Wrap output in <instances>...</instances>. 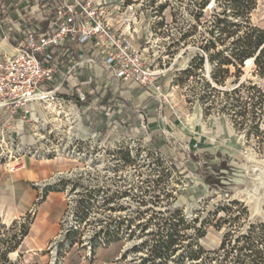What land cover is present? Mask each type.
Segmentation results:
<instances>
[{"label": "rangeland", "instance_id": "1", "mask_svg": "<svg viewBox=\"0 0 264 264\" xmlns=\"http://www.w3.org/2000/svg\"><path fill=\"white\" fill-rule=\"evenodd\" d=\"M157 1L164 6V0ZM203 1L169 0L165 13L172 10L174 31L186 29L192 45L208 47L212 58L194 60L175 83H163L159 100L145 90L136 98L106 82L96 104L108 112L97 107L83 118V136L96 131L97 140L123 143L133 158L111 171L99 161L96 172L84 160H37L53 170L33 183L37 196L22 216L0 220V253L18 241L21 225L28 231L46 199L62 209L61 217L53 238L19 242L9 255L13 264H192L188 252L200 246L201 264H220L227 253L231 264L235 240L261 247L264 75L253 61L214 67V60L230 57L233 42L251 27L264 29V0H217L216 18L208 12L198 15ZM3 23L0 19V40L6 32ZM111 86L116 91L109 100ZM238 98L245 103L242 108H250L243 116L237 113ZM204 176L216 183L208 186ZM89 190L97 194L92 201ZM109 194L108 204L103 200ZM79 205L84 218L74 228L75 218L67 219ZM171 232L175 237L167 238ZM170 238L177 240L175 250L153 258L152 244ZM222 240L227 242L223 248Z\"/></svg>", "mask_w": 264, "mask_h": 264}, {"label": "built area", "instance_id": "2", "mask_svg": "<svg viewBox=\"0 0 264 264\" xmlns=\"http://www.w3.org/2000/svg\"><path fill=\"white\" fill-rule=\"evenodd\" d=\"M168 1L160 6L157 0H30L15 11L21 22L8 17L20 36L11 44L3 32L0 40V116L7 114L0 121V166L13 172L25 156L61 158L84 160L96 172L99 161L111 171L133 158L125 144L97 140L96 131L83 136L82 121L90 109L108 112L96 104L106 82L141 87L159 100L163 83H175L194 60L208 61L206 46L192 45L186 29L174 31V13H165ZM217 3L204 0L198 15L216 18ZM87 193L90 201L96 198V192ZM104 197L109 204L112 196ZM71 213L67 221L75 218V228L84 208Z\"/></svg>", "mask_w": 264, "mask_h": 264}, {"label": "trees", "instance_id": "3", "mask_svg": "<svg viewBox=\"0 0 264 264\" xmlns=\"http://www.w3.org/2000/svg\"><path fill=\"white\" fill-rule=\"evenodd\" d=\"M20 7H15L11 4V0H0V19L4 21V27L5 31L7 33L8 41L11 44L16 43V39L20 35L17 34L14 29L10 26V24L7 23V17L12 16L13 12L17 11V9ZM14 18L21 22V20L18 19L17 15H13ZM224 20L222 18L217 19V24H221ZM234 47L231 50V55L228 58L223 59L221 62L218 60H214L215 64L214 67L217 66H223V65H235L239 64L242 65L244 61H246L249 58H252L253 63L258 66L261 69V73L264 75V29L257 28V27H251L241 37H238L236 41L233 42ZM208 49V47H206ZM213 56L209 54V59ZM201 62V60H200ZM193 67V66H192ZM191 68H187L183 70L181 73H188ZM179 78H177L178 80ZM235 90V89H234ZM237 106L240 107L238 110V114L243 116L246 114V112H250V108L246 110V108H242V106H245V103L240 101L239 98L236 100ZM249 110V111H248ZM255 119L260 120L259 114L255 116ZM258 125V123L256 124ZM128 159V158H127ZM215 179L211 178V176H204L203 182L207 184L208 186H211L212 184L216 183L214 181ZM178 223V222H177ZM22 228V231L20 232V235L15 234L19 239L16 242H12L11 246H8L6 250L2 251L0 253V263L4 264H13L11 260L8 258V254L10 252H13L17 249V246L19 245V242H21L22 237L27 234V230L23 225L20 226ZM264 229V227H263ZM247 234H244L245 236H249ZM163 237V235H161ZM169 237H175V234L171 232L167 236ZM175 239V238H173ZM170 238V240H156L154 244H152L151 249L153 253V258H161L162 254L166 251H173L175 250V247L177 245L176 241ZM238 244H235L236 256H232L229 263L231 264H264V240H259L257 243L261 245L260 248L255 247L254 243L251 242L252 240H235ZM240 243V244H239ZM227 244L226 240H222L220 243V247L223 248ZM244 251V252H243ZM249 251V252H247ZM202 252V246L198 247V249H190L188 252V259L191 260L192 264H201L200 259V253ZM247 252V253H246ZM229 258L228 253L226 256L223 257V261L220 264H227L226 260ZM36 264V263H33Z\"/></svg>", "mask_w": 264, "mask_h": 264}, {"label": "crops", "instance_id": "4", "mask_svg": "<svg viewBox=\"0 0 264 264\" xmlns=\"http://www.w3.org/2000/svg\"><path fill=\"white\" fill-rule=\"evenodd\" d=\"M29 1L11 0V4L15 7L23 8L28 5ZM12 14L14 15L15 13L13 12ZM1 45L8 49V44L5 42H2ZM121 88L122 91L133 93L136 98H140L144 94L141 87L123 85ZM114 91L116 90L111 86L107 91L109 93L107 99H112ZM6 117L7 114L3 113L0 116V121H4ZM21 163L23 167L11 173L2 171L0 167V220L13 221L22 216L37 196V190L33 183L47 178L53 170L48 164L27 156L21 159ZM61 212L62 209L57 205L51 206L48 204L47 199L41 202L37 214L28 228L27 234L21 240H49L53 238L57 233ZM15 251L8 254L9 260H11L9 255Z\"/></svg>", "mask_w": 264, "mask_h": 264}, {"label": "bare ground", "instance_id": "5", "mask_svg": "<svg viewBox=\"0 0 264 264\" xmlns=\"http://www.w3.org/2000/svg\"><path fill=\"white\" fill-rule=\"evenodd\" d=\"M251 61H252V58H249V59L246 60V63H249Z\"/></svg>", "mask_w": 264, "mask_h": 264}]
</instances>
